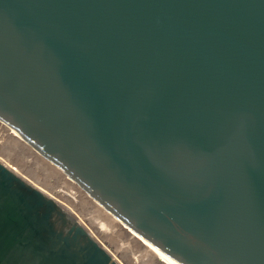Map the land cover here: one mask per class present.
Masks as SVG:
<instances>
[{"label": "water", "instance_id": "1", "mask_svg": "<svg viewBox=\"0 0 264 264\" xmlns=\"http://www.w3.org/2000/svg\"><path fill=\"white\" fill-rule=\"evenodd\" d=\"M0 123L175 264H264V0H0ZM0 264H117L0 163Z\"/></svg>", "mask_w": 264, "mask_h": 264}, {"label": "rangeland", "instance_id": "2", "mask_svg": "<svg viewBox=\"0 0 264 264\" xmlns=\"http://www.w3.org/2000/svg\"><path fill=\"white\" fill-rule=\"evenodd\" d=\"M21 146L16 141L11 142L8 137L0 133V163L47 197L53 199L63 210L74 217L117 264H140L141 262V264H154V262L155 264H162L156 258H152L138 242L136 243L134 238L118 222L114 221L109 226V221L98 211L95 212L90 198L67 178H64L65 176L57 168L47 163L33 150L30 152L25 146ZM116 224L117 226H115ZM127 237H130L131 241ZM125 253L128 255L126 254V256ZM131 254L132 257L134 255V260H131ZM129 255L130 257H128ZM139 255L140 257H138Z\"/></svg>", "mask_w": 264, "mask_h": 264}, {"label": "bare ground", "instance_id": "3", "mask_svg": "<svg viewBox=\"0 0 264 264\" xmlns=\"http://www.w3.org/2000/svg\"><path fill=\"white\" fill-rule=\"evenodd\" d=\"M0 133L3 135V136H6V137H8L10 140H11V142H15L16 141V143H18V144H20V145H22V146H25L27 149H29L30 150V152L33 150L34 152H36L37 154H39L33 147H31L28 143H26L24 140H22L20 137H18L16 134H14L12 131H10V130H8L4 125H2L1 123H0ZM7 139V138H6ZM21 146V147H22ZM25 149V148H24ZM32 151V152H33ZM40 155V154H39ZM41 156V155H40ZM42 157V156H41ZM36 158H37V156H36ZM45 161H47L44 157H42ZM41 163V162H40ZM44 163V162H43ZM46 163V162H45ZM47 163H50L49 161H47ZM51 164V163H50ZM49 164V165H50ZM45 165V164H44ZM52 165V164H51ZM48 167V166H47ZM52 167V166H51ZM55 167V166H54ZM56 168V167H55ZM54 168V169H55ZM52 171V170H51ZM58 171V170H57ZM61 172V171H60ZM62 173V172H61ZM63 174V173H62ZM64 175V174H63ZM65 176V175H64ZM64 178H67L66 176L64 177ZM68 179V178H67ZM69 180V179H68ZM70 181V180H69ZM71 183H73L72 181H70ZM73 185H75L79 190H80V188L76 185V184H74L73 183ZM87 196V195H86ZM85 197V196H84ZM87 198V197H86ZM88 202H89V200H87ZM90 201L92 202V204H93V206H94V209H95V212H99V213H101V215L104 217V218H106L108 221H109V226L110 225H112L113 223H114V219L107 213V212H105L100 206H98L93 200H91L90 199ZM119 224V223H118ZM114 226V225H113ZM115 226H117V224L115 225ZM122 226V225H121ZM123 227V226H122ZM113 228V227H112ZM115 228V227H114ZM116 229V228H115ZM125 229V228H124ZM128 233H129V235L132 237V238H134V240H135V242L137 243H139L140 245H141V247H143L144 248V250L147 252V253H149L150 254V256H152V258L154 257V259L156 258L157 260H159L160 262H162V264H175L173 261H171L167 256H165L162 252H160L157 248H155L153 245H151L150 243H148L147 241H145L144 239H142L141 237H139L138 235H136L135 233H133L132 231H130L129 229H125ZM117 231V230H116ZM120 231V230H119ZM117 233H118V231H117ZM127 233V234H128ZM120 234H121V231H120ZM123 235V234H122ZM125 235H126V233H125ZM128 235V236H129ZM125 237V236H124ZM127 238H129L130 239V237H127ZM130 241H131V239H130ZM128 242V241H127ZM126 244V243H125ZM128 244V243H127ZM139 245V246H140ZM133 246V245H132ZM131 246V247H132ZM128 248H129V246H128ZM136 249L138 250V247H136ZM136 249H134V250H136ZM140 249H142V248H140ZM127 251H128V249H127ZM125 252V251H124ZM135 252V251H134ZM146 252H144V253H146ZM136 253V252H135ZM127 253H125V255H126ZM129 254H130V252H129ZM128 255V254H127ZM126 255V256H127ZM144 255V254H143ZM146 255V254H145ZM137 256V255H136ZM128 257H130V255L128 256ZM131 257H132V254H131ZM138 257H140V255L138 256ZM134 258V255H133V257L131 258V260ZM136 259H137V257H135ZM149 258V257H148ZM147 258V260H149ZM135 259V260H136ZM144 259H145V257H144ZM151 259V258H150ZM130 259H129V261H131ZM134 260V259H133ZM139 260V259H138ZM142 260V259H141ZM145 261V260H144ZM131 262H133V261H131ZM139 262H140V260H139ZM146 262V261H145ZM158 262V261H157ZM142 263V262H141ZM140 263V264H141ZM151 263V262H150ZM147 264V263H146ZM149 264V263H148ZM152 264V263H151ZM154 264H155V262H154Z\"/></svg>", "mask_w": 264, "mask_h": 264}]
</instances>
